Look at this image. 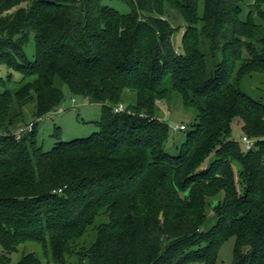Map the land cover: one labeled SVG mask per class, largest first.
Instances as JSON below:
<instances>
[{
  "label": "trees",
  "instance_id": "16d2710c",
  "mask_svg": "<svg viewBox=\"0 0 264 264\" xmlns=\"http://www.w3.org/2000/svg\"><path fill=\"white\" fill-rule=\"evenodd\" d=\"M106 1L0 0V64L21 74L17 90L0 93V264L26 243L40 244L46 262L28 252L16 264H215L230 238L231 264H264V103L240 90L247 74L264 73V0L246 21L243 0H117L127 13ZM166 6L184 23L180 51ZM200 37L212 58L222 54L209 72ZM167 80L197 113L175 156L164 150L169 126L154 117ZM57 81L101 116L91 136L43 151L37 122L14 132L30 101L37 121L56 112ZM125 90L132 114L114 111ZM235 120L250 150L230 139Z\"/></svg>",
  "mask_w": 264,
  "mask_h": 264
},
{
  "label": "rangeland",
  "instance_id": "374dc122",
  "mask_svg": "<svg viewBox=\"0 0 264 264\" xmlns=\"http://www.w3.org/2000/svg\"><path fill=\"white\" fill-rule=\"evenodd\" d=\"M255 0H243L240 4L241 13L240 19L247 20L250 6ZM106 3L120 13H127L128 8L122 5L117 0H107ZM264 11V4L262 6ZM202 14V5L199 3L198 17ZM162 18L168 20L175 29L172 44L176 51L181 50V40L184 32V23L181 16L168 6H166V14ZM253 21L255 24H262L261 18L254 14ZM230 37V33L228 34ZM207 42L199 38V51L204 55L208 72L213 68V65L221 62V51L215 53L214 58L208 53ZM26 55L30 61L34 59V41L30 39L26 47ZM11 75L10 83H6L8 75ZM21 74L16 71L9 70L6 66L0 64V93L8 88L12 91L17 90L21 86ZM5 83V85L3 84ZM57 87L62 90L64 100L55 113H49L41 120L33 116L34 102L30 101L23 107V123L22 127H26L29 123L37 122V140L38 144L42 146L43 151H49L58 141L67 142L74 139H82L91 136L97 131L93 122L98 121L101 116V105L98 103L90 102L83 97H74L70 94L67 86L59 81L55 83ZM167 89L166 97L157 103L154 117L166 123L170 129V138L164 146V150L171 156L178 154V149L185 142L187 134L192 130L193 126L197 123V113L194 108L187 107L183 104L182 96L179 92L171 88L170 80L165 83ZM240 90L248 95L250 98L261 101L264 103V73H250L247 74L240 83ZM124 112L132 114L130 107L135 104V94L131 90H125L122 95V102L120 103ZM184 126V130H179V127ZM242 130V123L239 120L233 121L231 125L230 139L240 144L241 138L244 136ZM251 143L255 142L250 140ZM214 160V155H210L204 162L203 167H207ZM232 168L234 171V178L238 185V190L242 189L239 180L240 165L233 161ZM217 200H214L215 203ZM105 222V218H98L95 224ZM214 224L213 213L209 212L207 222L204 225V230H209ZM95 237L94 231L90 230L84 240L86 245L90 244ZM234 247V238L228 239L224 242L217 253V260L215 264H231ZM34 253L42 262H46L44 251L40 244L26 243L20 246L17 252L10 255L11 264H16L22 253ZM203 264V263H193Z\"/></svg>",
  "mask_w": 264,
  "mask_h": 264
},
{
  "label": "built area",
  "instance_id": "2783aa9c",
  "mask_svg": "<svg viewBox=\"0 0 264 264\" xmlns=\"http://www.w3.org/2000/svg\"><path fill=\"white\" fill-rule=\"evenodd\" d=\"M115 112H124L123 107L120 105H118L115 109ZM32 128V123H29L26 127L24 128H20L18 130H16L14 132V135L16 136L17 139L20 138V136L22 135V133L31 130ZM179 130H184V126L179 127ZM241 143L243 144L244 148L246 150H250L252 148V143L250 141V139H248L246 136H243L241 138Z\"/></svg>",
  "mask_w": 264,
  "mask_h": 264
}]
</instances>
